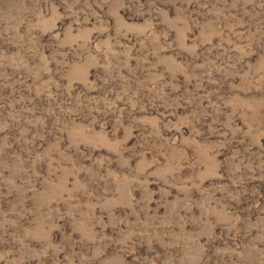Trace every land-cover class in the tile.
<instances>
[{
	"label": "rangeland",
	"instance_id": "1",
	"mask_svg": "<svg viewBox=\"0 0 264 264\" xmlns=\"http://www.w3.org/2000/svg\"><path fill=\"white\" fill-rule=\"evenodd\" d=\"M0 264H264V0H0Z\"/></svg>",
	"mask_w": 264,
	"mask_h": 264
}]
</instances>
